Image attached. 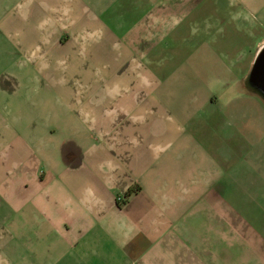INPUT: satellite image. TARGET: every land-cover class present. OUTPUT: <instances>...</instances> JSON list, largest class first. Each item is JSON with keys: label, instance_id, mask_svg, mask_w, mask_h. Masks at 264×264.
I'll return each instance as SVG.
<instances>
[{"label": "crops", "instance_id": "1", "mask_svg": "<svg viewBox=\"0 0 264 264\" xmlns=\"http://www.w3.org/2000/svg\"><path fill=\"white\" fill-rule=\"evenodd\" d=\"M211 1L0 0V264H264V0Z\"/></svg>", "mask_w": 264, "mask_h": 264}, {"label": "water", "instance_id": "2", "mask_svg": "<svg viewBox=\"0 0 264 264\" xmlns=\"http://www.w3.org/2000/svg\"><path fill=\"white\" fill-rule=\"evenodd\" d=\"M251 83L264 97V48L259 52L254 62L251 71Z\"/></svg>", "mask_w": 264, "mask_h": 264}, {"label": "rangeland", "instance_id": "3", "mask_svg": "<svg viewBox=\"0 0 264 264\" xmlns=\"http://www.w3.org/2000/svg\"><path fill=\"white\" fill-rule=\"evenodd\" d=\"M212 1L211 0H204V4L206 5V4H209V3H211ZM255 4V3H254ZM257 5V4H256ZM207 7V6H206ZM253 8H256V6L254 5V6H252ZM201 17V16H200ZM196 18V17H195ZM195 21V20H194ZM260 38H262V39H264V28H263V31L262 32H260L259 33V35H258V39H260ZM256 42V40H253V43H255ZM205 52V51H204ZM207 52V51H206ZM205 52V53H206ZM211 72H221L222 74L224 73V69H223V66L221 65V63L219 64V62L218 61H216V63L214 64V67H211V70H210ZM215 89H218V91H219V88H216L215 87ZM223 88L221 87V89H220V91H223L222 90ZM264 98V97H263Z\"/></svg>", "mask_w": 264, "mask_h": 264}, {"label": "built area", "instance_id": "4", "mask_svg": "<svg viewBox=\"0 0 264 264\" xmlns=\"http://www.w3.org/2000/svg\"><path fill=\"white\" fill-rule=\"evenodd\" d=\"M118 200H124V197L121 196V197L118 198Z\"/></svg>", "mask_w": 264, "mask_h": 264}]
</instances>
